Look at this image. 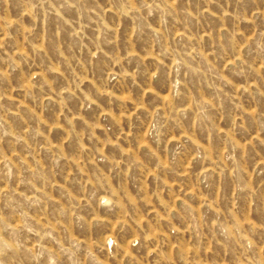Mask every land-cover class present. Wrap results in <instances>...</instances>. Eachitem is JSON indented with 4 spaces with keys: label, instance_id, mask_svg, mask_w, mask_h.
I'll list each match as a JSON object with an SVG mask.
<instances>
[{
    "label": "rangeland",
    "instance_id": "rangeland-1",
    "mask_svg": "<svg viewBox=\"0 0 264 264\" xmlns=\"http://www.w3.org/2000/svg\"><path fill=\"white\" fill-rule=\"evenodd\" d=\"M0 264H264V0H0Z\"/></svg>",
    "mask_w": 264,
    "mask_h": 264
}]
</instances>
